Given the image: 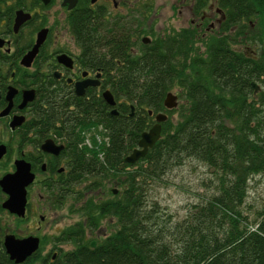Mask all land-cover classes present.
I'll return each mask as SVG.
<instances>
[{
  "label": "trees",
  "instance_id": "1",
  "mask_svg": "<svg viewBox=\"0 0 264 264\" xmlns=\"http://www.w3.org/2000/svg\"><path fill=\"white\" fill-rule=\"evenodd\" d=\"M215 1L224 17L212 33L200 36L201 53L189 55L191 28L174 32L169 41L155 34L135 54L120 50V92L113 94L119 112L109 114L101 97L90 95L88 113L79 121L89 131L102 123L104 137L97 140L91 132L89 145L78 149L74 143L72 170L73 183L85 180L89 190L104 180L115 183V193L109 188L107 196L89 197L80 206L90 232L105 218L112 219L111 229L89 246L78 221L61 234L74 248L39 264H264V201L252 210L245 205L249 178L264 172V0ZM253 16L258 32L251 34ZM127 40L121 35L110 45L123 49ZM242 45L253 46L250 53ZM252 81L259 86L255 92ZM171 86H181L186 100L177 119L162 121L146 152L124 161L148 123L147 116L124 112L130 104L145 115L162 110ZM185 159L208 173L199 179L196 201L174 217L148 196V186L164 182ZM0 264H16L1 238Z\"/></svg>",
  "mask_w": 264,
  "mask_h": 264
},
{
  "label": "flooded vegetation",
  "instance_id": "2",
  "mask_svg": "<svg viewBox=\"0 0 264 264\" xmlns=\"http://www.w3.org/2000/svg\"><path fill=\"white\" fill-rule=\"evenodd\" d=\"M214 2L189 0L183 5L191 14L188 24L165 27L166 31L159 34L164 41H169L174 32L191 28L195 31L193 43L200 44V36L212 31V11L216 14L213 18L219 21L217 26L224 17L223 10L214 6ZM151 15V0H74L71 6L64 0H0V144L4 147L0 155V176L13 171L15 159L21 160L31 173V179L24 185L21 214L2 206L8 194L0 187V213L13 219L14 227L24 224L17 233L0 218V238L5 253L2 240L6 234L38 239L34 250L20 262L12 260L13 263L49 262L59 251L71 250L74 243L71 239L62 240L61 234L78 221L84 228V238L92 233L84 224L81 203L74 208L81 218L46 240L40 229L48 217L39 207L45 208L47 204L56 208L72 200L74 143L81 149L86 144L84 137H90L91 132L104 137L102 123L89 131L83 128L79 118L88 113L90 95L101 97L105 102L103 92L112 96L120 92V50L135 54L152 40L157 33H153L150 19L147 20ZM121 35L128 38V44L123 49L119 45L112 48L110 41ZM188 52L191 55L193 50ZM167 91L176 95L174 106L167 108L162 103V110L148 109L145 115L142 109L130 104L124 115L147 116V126L142 129L145 130L155 122L154 114L163 112L166 117L161 124L169 118L168 112L182 103H179L181 86H171ZM113 99L112 105L105 102V109L116 115L120 99ZM81 182H85V187L87 181L76 183ZM96 239L90 238L89 246H94ZM63 243L71 246L64 248Z\"/></svg>",
  "mask_w": 264,
  "mask_h": 264
},
{
  "label": "rangeland",
  "instance_id": "3",
  "mask_svg": "<svg viewBox=\"0 0 264 264\" xmlns=\"http://www.w3.org/2000/svg\"><path fill=\"white\" fill-rule=\"evenodd\" d=\"M189 0H151V11L152 15L150 19L151 27H153V33L159 34L162 31H166L170 27H178L180 25H187L188 18L191 15L188 7L183 6L184 3H188ZM209 1V0H208ZM214 6L218 7L216 2H214ZM220 7V6H219ZM212 30L217 29L216 20L213 18L216 14L212 11ZM209 20V19H208ZM207 20V21H208ZM257 16H253L250 18V30H252L251 34L258 32V26L254 27L258 21ZM146 22V19L143 20V23ZM164 27V29L162 28ZM253 27V28H252ZM207 32V31H206ZM207 33H212V31H208ZM193 43V41H192ZM192 45V50L194 53L202 52L203 45L199 41L194 42ZM246 53H250L253 46L248 48V46H240ZM259 89V86L257 90ZM256 90V91H257ZM182 94V92H181ZM180 94L179 103H185L183 95ZM178 106L174 109H171L168 112L169 119L175 120L178 116ZM208 173L207 168L193 160V159H185L182 163L173 167L167 174L164 175V182L161 183H153L148 187V196L150 198L157 199V201L165 206L174 217H181L185 212L186 204L191 201H196L197 196H195V191L200 190L198 186V182L200 177ZM104 185L101 188L96 189H87L84 187L85 182L81 183H73L72 192H74L73 198L71 197V201H66V203L55 207L48 206L45 204V208H40L41 213L45 214L48 217V221L44 223L43 227L40 229V233L44 234L47 238L46 240L52 238L60 228L63 226L70 224L79 218L81 215L79 212L74 211L75 207H78L84 200L87 198H91L93 200L98 197H105L109 193L108 189L111 187H116L115 183L112 181L104 180ZM75 191L76 194L75 195ZM38 200V199H37ZM264 201V172L255 173L248 180L247 185V194L245 197V205L246 209L252 210L254 207H258ZM72 202L71 205H69ZM44 204V203H42ZM72 208V211L70 210ZM0 218L2 221L6 223L9 228L14 229L15 232L20 233L22 228L20 223L19 227H14V220L10 217H7L5 214L0 213ZM109 220V219H108ZM107 218L102 219L99 222V226L94 229V232L89 233L88 236L90 238H100L111 229L108 224ZM24 225V224H23ZM28 227L25 225V230ZM51 235V236H50ZM50 236V237H49ZM48 245L44 244V247ZM64 248H69L71 245L69 243L61 244ZM43 247V248H44Z\"/></svg>",
  "mask_w": 264,
  "mask_h": 264
},
{
  "label": "water",
  "instance_id": "4",
  "mask_svg": "<svg viewBox=\"0 0 264 264\" xmlns=\"http://www.w3.org/2000/svg\"><path fill=\"white\" fill-rule=\"evenodd\" d=\"M71 6L74 0H64ZM217 10H220L216 8ZM39 37V35H38ZM34 48H32L30 54L33 53ZM253 86V92L258 88L255 82H251ZM102 96L108 104H114V99L112 94L109 92H103ZM162 103L165 107L170 108L176 104V95L170 91H167L163 97ZM115 111L114 108L111 110ZM166 117L163 112H156L154 114L155 122L151 124L147 129L140 131L139 137L137 138L136 145L133 146L128 153L125 154L124 161L133 162L138 157L142 156L148 147H150L154 141L160 135V124L159 122ZM4 152L3 145L0 144V155ZM14 169L11 172H6L0 176V187L3 191L8 194V197L2 202V206L8 208L9 211L21 214L23 212L24 205V185L31 179V173L28 171L27 167H23L21 160L15 159L13 161ZM26 165V164H24ZM112 192H116V187H112ZM37 237H23L17 238L12 234H6L3 236V246L8 254L9 259L14 262H20L23 258L34 250L37 246ZM91 245L94 244L93 241L90 242Z\"/></svg>",
  "mask_w": 264,
  "mask_h": 264
},
{
  "label": "built area",
  "instance_id": "5",
  "mask_svg": "<svg viewBox=\"0 0 264 264\" xmlns=\"http://www.w3.org/2000/svg\"><path fill=\"white\" fill-rule=\"evenodd\" d=\"M94 137H96L97 140H99V137L97 134H94ZM84 142L89 145V138L88 137H84Z\"/></svg>",
  "mask_w": 264,
  "mask_h": 264
},
{
  "label": "bare ground",
  "instance_id": "6",
  "mask_svg": "<svg viewBox=\"0 0 264 264\" xmlns=\"http://www.w3.org/2000/svg\"><path fill=\"white\" fill-rule=\"evenodd\" d=\"M252 53V52H251ZM97 150V149H96ZM102 238V237H101ZM101 240V239H100Z\"/></svg>",
  "mask_w": 264,
  "mask_h": 264
}]
</instances>
